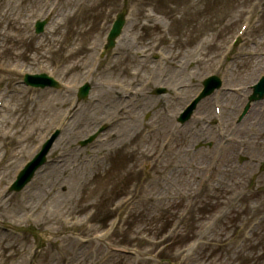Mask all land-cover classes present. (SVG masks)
Returning a JSON list of instances; mask_svg holds the SVG:
<instances>
[{
    "label": "rangeland",
    "instance_id": "obj_1",
    "mask_svg": "<svg viewBox=\"0 0 264 264\" xmlns=\"http://www.w3.org/2000/svg\"><path fill=\"white\" fill-rule=\"evenodd\" d=\"M192 1L194 7L190 0H0V22L7 12L18 21L10 31L18 38L12 41L1 34L8 21L0 23V100L5 102L0 109V225L31 230L20 235L0 231V264H264V147L252 121H239L250 88L263 74H250L248 69L255 58H262L264 66V0ZM125 3L131 14L118 48L121 54L113 65L103 63L92 77L90 98L79 102L72 123L64 127L51 151V163L22 193L9 196L16 169L61 129L73 99L69 90L26 88L24 74L47 73L64 89L76 84L79 88L108 25ZM148 11L154 19L141 32L137 26L145 22ZM250 16L256 25L227 55L240 24ZM46 17L51 19L47 33L38 36L34 24ZM201 17L204 23L197 21ZM180 19L186 21L185 28ZM140 33L145 35L136 39ZM129 39L133 49L124 51ZM204 41L205 47L212 46L198 54L195 49ZM70 42L76 52L68 56ZM132 54L136 62H131ZM165 55L169 59L159 66ZM146 58L150 67H142ZM217 73L225 93L242 101L232 125L216 120L214 106L221 107L222 116L224 111L217 92L200 102L185 131L186 125L178 122L181 113L203 81ZM149 75L147 96L157 103H146L149 110L140 112L137 103L143 100L132 97L135 106L129 104V114H120L122 122L132 125L140 115L129 149L111 152L106 133L89 147H79L115 113V107L95 112L91 100L101 99L103 93L115 96L116 102L129 91L136 95ZM159 89L164 92L155 95ZM50 99L57 108H49ZM205 101L210 116L202 108ZM42 104L48 110L38 112L37 121L29 123L30 115L22 123L23 110H38ZM92 117H99L95 125L80 128L83 119ZM44 121L47 125L35 129ZM120 125L112 132L127 129ZM202 128H213L216 135L192 139ZM147 129L150 134L144 136ZM136 149L145 155L125 153ZM130 161L135 162L131 168ZM246 228H253L251 238L243 236ZM190 241L192 247L185 248Z\"/></svg>",
    "mask_w": 264,
    "mask_h": 264
},
{
    "label": "bare ground",
    "instance_id": "obj_2",
    "mask_svg": "<svg viewBox=\"0 0 264 264\" xmlns=\"http://www.w3.org/2000/svg\"><path fill=\"white\" fill-rule=\"evenodd\" d=\"M189 3H190L189 6L194 7V4H193V1L192 0H190ZM11 5L14 6V3H11L10 6ZM187 5H185V6H187ZM17 8L18 7L15 6V9L16 10H17ZM66 14H68V12ZM9 15H10V12H7L2 17V20H1L0 23H5L6 21H8V25L6 26V28L3 29V31H1V34H2V36L4 38V40L6 39L7 41H12V40L18 38V35L16 33H14V34L11 33L13 30L15 31V28L17 27V24L16 23L18 21H16L15 17L10 18ZM145 19H146V21H151L152 20L149 16H146ZM207 19H209L210 21L214 20L212 17H211V19H210V17H207ZM198 20H199L200 23H204L205 18H202L201 17V18H198L197 21ZM179 22H181V26H184L183 28H185L187 26V23H186L185 20L180 19ZM138 27H139V30H141V32H142L144 29H146V28H148L150 26L147 23L143 22L140 26H137V28ZM151 27L153 29H155L157 27V24H155V25H153ZM96 34L97 33H95V35ZM144 35L145 34L140 33V35H137L136 36V39H139V38L141 39V37H143ZM181 36H182V31H181ZM183 41L184 40L180 41V43L182 44ZM71 42H72V40H71ZM71 42H70V45H69V54H68V56H70L71 54H74L76 52L73 49H72L73 51L71 50ZM132 42H133V39H131V40L129 39L128 40V44L127 43L124 44L123 50L124 51H127V50L132 51V49H133ZM129 43H130V46H129ZM210 46H212V44H209L208 43L207 46L205 47V49H209ZM149 60H150V58H147L144 61V63L142 64V67H150V65H148ZM131 62H136L135 56L133 54L131 56ZM70 70L76 72L77 68H76V66H72V67H70ZM249 70H250V74H252V71H256V70L257 71L260 70V71L263 72L264 71L263 59L262 58H255L253 60L252 64L250 65V68L248 69V71ZM245 75H247V74L245 73ZM135 86H138V80H136ZM136 90H139V89H136ZM47 93H49V92H47ZM142 93H143V96H142V100L143 101H142V103H140V102L137 103V105L139 106V111L140 112L142 110H144V111L149 110V108H150L149 106L151 104L157 103V102H155V99H153V100H146L145 101L144 93H146V92L142 90ZM45 96H47V94ZM108 96H109V94L103 93V95L101 96L102 97L101 100L93 108V110H95V112L101 114V113H103L101 111V109L102 110H111L112 111L113 110L112 109L113 107H115V109L119 108V104L116 102L115 97L113 95H111V96H109V98L106 99V97H108ZM146 97H147V95H146ZM132 101L133 100L130 99L128 101V103L133 104ZM28 102H33V101L32 100H26V103H28ZM52 102H53V104H52ZM223 102H224L223 103L224 104L223 105V110H224L223 111V120H224L225 124H227V127H228L229 125H232L233 119L235 118V115H236L237 109L239 107V104L242 101L239 100V97H237V96H231L230 94L226 93V94L223 95ZM146 103H148L150 105L147 106ZM263 103H264V100L263 101L260 100L258 102H255L252 105V107H251V111H250L249 115L244 119L245 123L248 122V121H250V120L252 121L253 132L257 136V138H261V141L262 142L259 141V143L260 142L262 143V147H264V109H263L264 107H263ZM168 104H169L170 107H173L174 106V103L168 102ZM42 106H44V104H42ZM96 106H97V108H95ZM54 107L57 108V104L54 102L53 99H50V101H49V108L50 109H53ZM35 108H29L27 111L26 110H23V111H25L24 112L25 119H23L22 123H24L25 120H26V118H27V116H30V115H32L33 120L32 121H29V123H34L35 121H37L36 120L37 116H35V115L38 114V112L41 114L43 111L48 110V109H46L45 106L43 108H41V109H38V110H36ZM202 108L204 110V113L207 114L208 116H210L211 109H210L209 101H205V106H202ZM23 109H26V107H24ZM120 110H122L123 113L126 112L124 108H120ZM130 111H131V109L129 110V108H128L127 113L130 112ZM98 119H99V117H92V118H89V119H83L82 122L80 123V128L84 127L85 125L89 124L90 122H91V125L92 124L95 125L97 123L96 121ZM157 119H160V117L157 118ZM157 119H156V121L158 122V124H161L162 126L163 125L165 126L164 121H159ZM195 123L197 124L196 129H198L200 127V121H199V119H197L195 121ZM120 124H121L120 126H125L126 125L127 126V129H126V127L121 128V133H120V130H119L116 134L113 133L112 132V129H111V130L107 131V133H106V140L107 141H110V143L113 144V147L111 149V152H115V153L117 151L123 150L125 148H128L129 149L128 145H130V142L132 141V139L134 137V133H135L133 131L136 130V128L139 127V125L141 124L140 115H138L136 117V123L133 124V125L130 124V123H128V122H123V123H120ZM142 124H144V123H142ZM256 124L257 125H260L258 127V129H256ZM44 125H47V123L45 121L43 122L42 125H35V129H37V128L41 127V126H44ZM168 125H169V123H168ZM188 125L189 124H186L185 131H186ZM79 130L80 129H78V131ZM17 132H19V131H17ZM15 135H16V133H14L13 136H15ZM203 135H205V136L206 135L215 136L216 135V132H215V130L213 128H210L208 130H203V128H202V129L198 130V133L197 134L195 133V135H194V137L192 139L199 138V137L201 138V136H203ZM30 136H31V134H29V137ZM68 140H69V138H68ZM23 141H25V139H23ZM191 142H193V141H191ZM183 145L185 147H183L182 150L185 148L186 149V152L185 153L186 154L189 153L188 143L184 142ZM130 150L132 151V150H134V148H131ZM123 151H125V150H123ZM125 153H127L128 155H130L132 157H136V158H139L141 156L143 157L145 155V153L143 151H140V150H137V149L134 152H132V153H129L128 151H126ZM19 156H20V153H19ZM135 162H133V161H130L129 162L130 168L135 165ZM56 168H57V166H56ZM55 182H57V181H55ZM63 186H64V184L61 186L62 189H64Z\"/></svg>",
    "mask_w": 264,
    "mask_h": 264
},
{
    "label": "water",
    "instance_id": "obj_3",
    "mask_svg": "<svg viewBox=\"0 0 264 264\" xmlns=\"http://www.w3.org/2000/svg\"><path fill=\"white\" fill-rule=\"evenodd\" d=\"M211 92V91H210Z\"/></svg>",
    "mask_w": 264,
    "mask_h": 264
}]
</instances>
